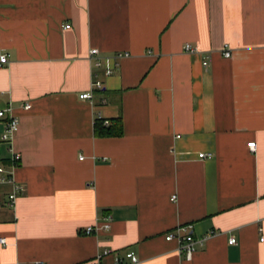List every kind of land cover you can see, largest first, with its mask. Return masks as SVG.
I'll return each mask as SVG.
<instances>
[{"label":"crops","instance_id":"crops-1","mask_svg":"<svg viewBox=\"0 0 264 264\" xmlns=\"http://www.w3.org/2000/svg\"><path fill=\"white\" fill-rule=\"evenodd\" d=\"M2 55L0 264H264V0H0Z\"/></svg>","mask_w":264,"mask_h":264},{"label":"built area","instance_id":"built-area-1","mask_svg":"<svg viewBox=\"0 0 264 264\" xmlns=\"http://www.w3.org/2000/svg\"><path fill=\"white\" fill-rule=\"evenodd\" d=\"M67 28V27H66ZM184 52L188 53H193L195 52V49L190 46L189 44L184 46ZM99 51L96 49L90 50L89 53V58L92 59L94 66L99 67V66H104L105 67V75H110L112 72V67H111V61L114 59H120L122 58L123 54H117L113 58H107V57H98ZM224 57H230V52L229 51H224L223 53ZM7 62V57L5 55L0 56V65L5 64ZM112 62V63H113ZM206 64V62H205ZM92 87L95 89H100L101 87V82L100 81H95L92 83ZM92 93L90 92H85V94H82L80 96V99L85 100V99H91ZM30 107L28 103H26L23 106V109L26 110ZM98 119H100L98 117ZM0 120L2 122L3 126V131L0 136V140L7 146L8 152L10 155V164L11 168L15 167L17 163L20 160V155H18L16 152L13 150V139L15 135L17 134L19 130V119L13 114L12 110L10 108L0 110ZM104 125L108 126L109 122L106 119H103L102 122ZM247 148H249L251 151H255V143L249 142L247 144ZM208 157L206 154H200L199 158L205 159ZM12 180V171H7L5 170L2 166H0V183L2 182H11ZM20 188V187H16ZM175 198V197H173ZM8 199V206H13L14 201H15V195L14 194H9L7 196ZM111 221V217L107 215L105 218H103V222L101 226H103V229H109V223ZM98 226H89L85 229V235L93 234L97 231ZM191 229V226H182L178 227L174 232L168 233L165 236V239L167 241L174 240L177 243H179V253L182 254V257L185 261H190L192 259V256L195 252V246L197 243L203 244L205 241L209 239V237L214 235V232H209L207 235L204 237L195 239L192 238V235H190L189 230ZM0 243H4V239H0ZM229 245H235L236 244V239L234 237H230L228 241ZM109 251H104L102 255H99L98 258L96 259V262H98L104 255H107ZM126 258L130 260V264H135L138 262V258L133 255L132 253H126ZM121 260H115L114 264H121Z\"/></svg>","mask_w":264,"mask_h":264},{"label":"trees","instance_id":"trees-1","mask_svg":"<svg viewBox=\"0 0 264 264\" xmlns=\"http://www.w3.org/2000/svg\"><path fill=\"white\" fill-rule=\"evenodd\" d=\"M103 119H95L94 135L97 137H116L122 134V125L120 119H116L115 122L110 126H106L103 123ZM110 124V122H109Z\"/></svg>","mask_w":264,"mask_h":264}]
</instances>
